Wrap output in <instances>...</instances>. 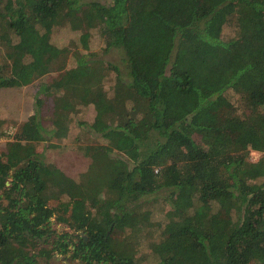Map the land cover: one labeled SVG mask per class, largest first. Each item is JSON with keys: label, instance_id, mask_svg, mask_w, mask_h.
<instances>
[{"label": "trees", "instance_id": "obj_1", "mask_svg": "<svg viewBox=\"0 0 264 264\" xmlns=\"http://www.w3.org/2000/svg\"><path fill=\"white\" fill-rule=\"evenodd\" d=\"M62 24L77 37L61 47L50 33ZM94 36L123 54L108 90L105 62L77 48ZM0 45V88L58 71L0 149V264H138L150 195L168 207L154 264H264V0H0ZM79 103L96 143L74 180L35 142L42 129L64 137Z\"/></svg>", "mask_w": 264, "mask_h": 264}, {"label": "rangeland", "instance_id": "obj_2", "mask_svg": "<svg viewBox=\"0 0 264 264\" xmlns=\"http://www.w3.org/2000/svg\"><path fill=\"white\" fill-rule=\"evenodd\" d=\"M101 1L109 2L110 0ZM2 2H4V0H2ZM232 22L233 20L228 22L229 26L225 28L224 34L231 35L233 33ZM76 37V31H72L69 25L66 24L54 27L53 31L50 33L51 41L61 47L68 46L69 43ZM13 40L15 41L16 37H14ZM77 48L81 51H93L96 53L97 58H100L105 62L107 69L105 70L103 83L106 90L109 89L115 80V74L113 70L109 69V64L118 65L120 71L123 74L125 73L122 51L116 48L110 49L108 51L104 50V43L98 36H94V38L90 39L87 50L83 49L81 46H77ZM3 51L4 49L2 45H0V61L3 59ZM74 62L75 61L71 56V52H69L66 65H72ZM57 72V70L51 71L42 78L36 79L28 86L14 88L8 93H0V149H6L7 141H10L11 137H13L17 131L22 129L23 123H26L29 120V117L34 113L35 100L32 96V92H34V86L39 82H44L50 77L55 76ZM225 95L232 101L236 114L241 113L243 105H241L237 96L232 91H226ZM227 105L230 107L228 103ZM49 107L50 104L47 105V103L45 106H43L44 121L46 123L48 122L47 112ZM92 116V107L88 104L79 103L77 106V111L72 113L70 116V129L64 137H52L53 135L51 132L48 133L44 131V129L41 131L39 129L42 135L47 139L39 140L41 138H38L37 142H35V149L38 151L43 150L46 153L45 157L47 160L56 163L59 168L63 170V172L74 178V180L81 178L83 176L82 174L87 171L91 164L92 158L94 157L95 149L90 147V149L87 150L84 148L85 146H88L89 143L87 142H95V137L93 135H89L87 132H83L81 128H78L76 125V120H87ZM24 129H28L27 132L33 135L36 134V131H38L37 127L33 124L30 126H25ZM5 134L9 136H6ZM104 146L109 145L105 143ZM258 155V153L253 152L251 153L250 158L255 160L258 158ZM157 197L158 196L156 195H150L146 197V199L149 198L151 200L150 204L143 208L145 211H148V220L139 224V230L136 232L137 236L134 237V241L138 249V252L136 253L138 264H154L156 261V256L152 253L151 245L158 242L161 238L162 229L167 222L164 211H166L168 208L167 205L162 206L160 204V200L156 199ZM53 202L55 201H50V203ZM59 227V225H55V228ZM37 264L83 263L78 259L70 258L69 255H57L49 261L38 258Z\"/></svg>", "mask_w": 264, "mask_h": 264}, {"label": "crops", "instance_id": "obj_3", "mask_svg": "<svg viewBox=\"0 0 264 264\" xmlns=\"http://www.w3.org/2000/svg\"><path fill=\"white\" fill-rule=\"evenodd\" d=\"M8 92H11V90H5L3 88H0V93L1 94L8 93Z\"/></svg>", "mask_w": 264, "mask_h": 264}]
</instances>
